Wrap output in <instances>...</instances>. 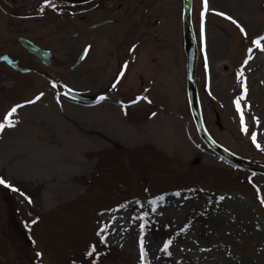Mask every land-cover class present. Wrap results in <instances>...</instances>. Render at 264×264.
<instances>
[{
  "label": "rangeland",
  "instance_id": "1",
  "mask_svg": "<svg viewBox=\"0 0 264 264\" xmlns=\"http://www.w3.org/2000/svg\"><path fill=\"white\" fill-rule=\"evenodd\" d=\"M110 3L100 1L97 20L114 16ZM46 4L23 1L22 31L52 50V67L0 69V122L22 105L10 117L18 123L0 131V264H264V175L221 160L194 122L184 0L126 1L132 17L120 32L131 26L142 41L146 34L153 57L140 58L118 85L115 56H104L99 75L107 77L94 85L87 62L72 69L84 46L79 7L49 12ZM192 9L207 130L264 166V40L253 43L264 37V0H208L206 12L203 0H193ZM13 32L0 37L10 41ZM102 34L111 38L103 47L113 48V25ZM66 88L106 99L79 103L63 96ZM129 133L135 138L122 140Z\"/></svg>",
  "mask_w": 264,
  "mask_h": 264
},
{
  "label": "flooded vegetation",
  "instance_id": "2",
  "mask_svg": "<svg viewBox=\"0 0 264 264\" xmlns=\"http://www.w3.org/2000/svg\"><path fill=\"white\" fill-rule=\"evenodd\" d=\"M23 1L24 0H0V36L5 34V32L7 33L8 28H12L14 30L10 41H8V38L3 39L0 37V57L3 55H9L18 62V65L25 66V62H28V64H39L41 62L35 55L30 54V52L22 45L20 38L27 37L33 40L40 47L43 46L40 44V40L38 38L35 39L33 36L29 37V35L24 34L22 31L23 27H25V24H23V21L21 20L25 15V13H22L24 12ZM100 1L101 0H84L79 5V21L81 25L80 37L82 45H84V51L86 52L84 62H87V75L90 77L89 82H94L92 85L102 82L107 77L106 74H104V76L99 75V73L104 72L105 65L103 64V58L106 54H109L112 58L115 56L114 60L116 59V64L118 65V80H120L121 77H124L125 71L132 69L134 72V70L139 66L138 61L140 58L146 57V59L149 60V58L153 57L151 52L152 49L148 48L147 45L148 43L146 38L148 36L146 34L144 40L142 41V38L136 39L133 29L130 28L131 26H128V33L122 34L120 32L122 30V26L129 23L130 18L132 17L130 9H128L126 4L127 0H111L110 9L111 7L114 8V16L111 18L97 20L94 15H98L97 13L101 12L102 7L100 5ZM39 5L40 4L38 2L35 8L39 7ZM30 7L31 9H34L33 6ZM30 7L28 8L30 9ZM63 8L65 7H62V11ZM103 8L109 9L106 5H103ZM8 17L13 20H8ZM103 21H106L107 24L98 26ZM112 25L114 33L112 35L113 48L108 46L105 48L103 47V44L105 43L102 42L103 39L109 43L111 38L109 36H105L103 38L104 35L102 34V28ZM8 33L10 34V32ZM114 60L112 59L110 63L113 64ZM27 67L31 68L29 73H37L36 68L31 67L30 65ZM124 68L128 69L124 70ZM0 69L16 71L14 68H10L7 63L1 61ZM121 73H123V75H121ZM1 77L2 74H0V79ZM106 92L107 91L105 90L104 92L95 93L92 96L105 95Z\"/></svg>",
  "mask_w": 264,
  "mask_h": 264
},
{
  "label": "water",
  "instance_id": "3",
  "mask_svg": "<svg viewBox=\"0 0 264 264\" xmlns=\"http://www.w3.org/2000/svg\"><path fill=\"white\" fill-rule=\"evenodd\" d=\"M74 3H80L79 0H70ZM192 6L193 0H184V27L186 30L185 34V50L187 53V81H188V88L187 92L189 93V102L191 106V112H193L194 122H196L198 133L201 135L202 139L207 143L214 152L221 158L228 160L232 164L237 165L240 168H245L252 172H257L264 175V167L258 166L256 164H251L248 161L242 160L234 153L229 152L226 150L222 145L216 142L211 134L206 129L205 123L203 122V112H201V101L199 100V91L197 86V62H198V55L199 50L197 47V40L196 34L193 29V19H192ZM24 44L28 47L31 52L35 53L43 62L50 65V61L47 60L46 52L39 49V47L34 46L32 43L28 41H23ZM25 71V70H23ZM66 93L76 99L85 101L90 100L88 96H81L76 92L66 91Z\"/></svg>",
  "mask_w": 264,
  "mask_h": 264
},
{
  "label": "snow or ice",
  "instance_id": "4",
  "mask_svg": "<svg viewBox=\"0 0 264 264\" xmlns=\"http://www.w3.org/2000/svg\"><path fill=\"white\" fill-rule=\"evenodd\" d=\"M45 2L47 3L48 0H45ZM203 4H204V10L205 12L208 10V0H203ZM52 7H55V5H51ZM43 9H41L42 11ZM218 15H221V16H225L226 14L225 13H217ZM203 15V13H202ZM227 19L229 20H232V22L234 24H237V27L240 28V31L243 33L245 30L243 27H241L237 21H235L232 17L230 16H227L226 17ZM202 31H203V24H202ZM261 40H264V37H260V38H257L253 41V43L255 45H257V47H260L261 46ZM264 50V49H262ZM252 49H249V52H251ZM248 59H251V56L248 57ZM245 63H247V60L245 61ZM121 75H123V73H121ZM241 75H243V73H241ZM115 87V85L113 86ZM247 89L245 88V93H246ZM42 95V94H41ZM40 97L37 96L36 99L38 100ZM105 97H101L100 99H104ZM140 98H137V100H134L132 101V103H136ZM144 99H147V97H144ZM34 101H28V103H33ZM236 103V107H237V111L240 112V119H241V125H242V130L247 132V127L244 123V115H243V111H242V108H241V104H240V98H237V100L235 101ZM19 107H22V105H16L14 107L11 108V110L8 112L7 116L4 118L3 122H0V131H3V129L5 127H14L16 123H18V121H13L12 119H10V117L16 113L17 111V108ZM258 122V121H257ZM252 140H253V143H256V140H257V134L255 132L252 133ZM256 146L259 148L260 145L257 143ZM6 182L0 178V184H5ZM15 190V189H14ZM177 195H179L177 193ZM162 199V197H161ZM221 200L224 199V197H220ZM261 203L264 204V197H261ZM33 223H35V221H33ZM106 231V226H102L100 231L97 233V235L99 236L101 232H104ZM104 238L101 237V241L103 242ZM172 243L171 240L167 241L164 243V251H167L169 245ZM96 251L95 249V246L92 247L91 251H88L87 252V255L88 256H91L94 252ZM140 251H141V260L142 261H145L146 262V252L144 251V242H143V238H141V241H140ZM38 255H40L38 253Z\"/></svg>",
  "mask_w": 264,
  "mask_h": 264
},
{
  "label": "bare ground",
  "instance_id": "5",
  "mask_svg": "<svg viewBox=\"0 0 264 264\" xmlns=\"http://www.w3.org/2000/svg\"><path fill=\"white\" fill-rule=\"evenodd\" d=\"M61 1H64V5L62 4V3H60ZM48 3L49 4H51V5H57V6H59L60 8V10L62 11V7H68L69 5H67V3H66V0H48ZM50 5V6H51ZM71 7H74V6H71ZM50 8V9H49ZM48 9L51 11V12H53V10H54V8L55 7H49ZM63 13H65V8H63V11H62ZM79 13V12H78ZM27 34V33H26ZM27 35H29V34H27ZM31 36V35H30ZM29 36V37H30ZM127 71H129V70H127ZM127 71H126V73H127ZM126 73H125V75H124V77H123V79L121 80V82H123L124 80H125V77H126ZM116 128H119V126H117ZM153 128V126L151 127V130H153L152 129ZM153 134V133H152ZM128 138H126V137H124V138H126V139H122V140H124V141H127L128 139H131V138H135V135L134 134H131V133H129L128 134V136H127Z\"/></svg>",
  "mask_w": 264,
  "mask_h": 264
}]
</instances>
